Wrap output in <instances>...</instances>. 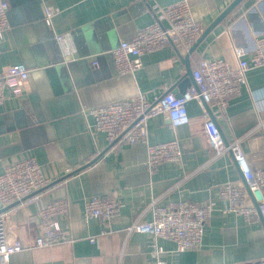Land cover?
Returning <instances> with one entry per match:
<instances>
[{"label": "crops", "instance_id": "1", "mask_svg": "<svg viewBox=\"0 0 264 264\" xmlns=\"http://www.w3.org/2000/svg\"><path fill=\"white\" fill-rule=\"evenodd\" d=\"M8 1L10 29L1 45L0 73L23 62L29 82L21 95L0 107V173L10 163L34 156L49 179L35 200L3 210L9 234L26 246L10 256L9 264H154L152 235L127 230L137 220L152 219L148 205L153 198L162 205L216 202L200 248L178 251L174 241L159 238L169 264H232L263 258L264 221L248 222L223 211L226 202L220 198V186L242 179L241 168L229 151L216 153L197 100L187 104L186 125L174 128L163 114L150 118L152 143L178 138L184 150L180 163L163 162L153 174L146 165L144 144H110L88 124L93 121L90 109L96 106L138 92L153 98L178 91L188 67L193 69L201 56L221 57L237 67L236 47L245 48L249 57L257 38L264 35V0H242L194 52L171 42L143 54L142 66L127 74H119L113 50L154 21L155 3L166 6L179 0ZM188 1L194 19L206 28L233 0ZM47 10L55 11L51 23ZM64 32L71 33L75 47L70 54L57 40ZM213 111L224 142L242 138L249 165L264 168V66L247 71L246 84L230 99L226 115ZM94 195L116 197L121 203L105 234L98 218H84L85 203ZM58 199L69 203L68 212L58 219L73 241L38 247V212ZM90 236H95L94 242Z\"/></svg>", "mask_w": 264, "mask_h": 264}, {"label": "built area", "instance_id": "2", "mask_svg": "<svg viewBox=\"0 0 264 264\" xmlns=\"http://www.w3.org/2000/svg\"><path fill=\"white\" fill-rule=\"evenodd\" d=\"M8 0H0V52L2 42L10 29L8 18ZM155 19L131 39L124 40L113 50L119 74L134 73L143 62L142 55L154 52L174 42L189 50L204 31V24L197 22L192 14L188 0H179L163 6L154 4ZM55 14L47 10V22L51 23ZM57 40L65 54H70L75 47L71 33L57 34ZM237 67H232L224 58L201 56L193 68L196 86L189 88L182 96L172 91H165L153 98L145 92H138L132 97L112 101L90 109L93 121L89 130L103 133L110 144L141 143L146 146V165L151 174L156 172L163 162L183 160L184 150L178 138L152 143L150 141L149 120L157 114H163L171 121L174 128L190 122L187 104L197 100L203 108L205 131L217 154L230 149L242 170L243 179L232 180L220 186L219 195L226 202L224 212H233L245 217L248 222L264 221V168H252L241 149L242 138H235L230 144L223 136L206 104L216 108L221 115H226L229 101L241 94L246 84L247 71L253 67L264 66V35L257 38L254 52L246 57L243 47H236ZM98 65V61H93ZM29 82V69L23 63L9 65L0 73V107L10 98L25 91ZM217 112V113H218ZM49 179L44 175L42 166L36 157L31 156L10 163L0 173V264H9L10 256L26 248L23 241L8 232V218L4 208L24 200L33 201L46 186ZM216 202L211 200L197 204L189 200H180L176 204H160L159 198H153L148 208L152 219L137 220L127 228L129 232L150 233L153 237L151 256L154 264H169L164 257V249L159 238H167L176 243L178 251L198 249L203 244L206 223L212 216ZM69 210L65 199H58L43 206L40 217V234L35 239L38 247L71 242L69 229L64 228L58 219ZM121 211V203L116 197L94 195L85 203L84 218L89 221L98 218L105 226L103 234L110 232L109 226ZM91 242L95 236H90ZM232 264H264V257L253 261Z\"/></svg>", "mask_w": 264, "mask_h": 264}, {"label": "water", "instance_id": "3", "mask_svg": "<svg viewBox=\"0 0 264 264\" xmlns=\"http://www.w3.org/2000/svg\"><path fill=\"white\" fill-rule=\"evenodd\" d=\"M242 0H233L229 6L210 24L208 25L204 31L202 32L201 36L192 44V46L190 47V53L194 52L197 47L199 46V44L212 32V30L226 17V15L238 4L240 3ZM192 86H196V81L195 78L193 76V69L191 67H188L187 72L185 73V76L182 78V80L178 83V91L176 90L174 93L177 96H182L188 88H191ZM206 106L208 107L212 117L215 120V114L213 109L210 107L209 104H206ZM216 122V120H215ZM217 124V123H216ZM218 126V124H217ZM221 134H223L222 130L220 129V127L218 126ZM229 152L231 154H233L235 160V153L232 149L229 150ZM237 161V160H236ZM238 163V162H237ZM241 175H242V179L244 180L243 174H242V170H241ZM245 181V180H244ZM55 183V182H54ZM49 186V185H48ZM47 188V187H45ZM44 188V189H45ZM263 220V219H262Z\"/></svg>", "mask_w": 264, "mask_h": 264}]
</instances>
